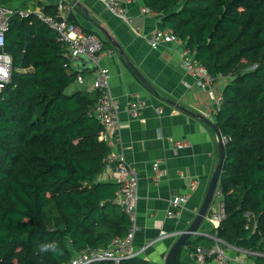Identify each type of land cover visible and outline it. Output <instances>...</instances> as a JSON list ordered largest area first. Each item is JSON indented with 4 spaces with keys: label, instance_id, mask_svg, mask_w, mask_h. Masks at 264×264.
<instances>
[{
    "label": "trees",
    "instance_id": "trees-1",
    "mask_svg": "<svg viewBox=\"0 0 264 264\" xmlns=\"http://www.w3.org/2000/svg\"><path fill=\"white\" fill-rule=\"evenodd\" d=\"M34 1L56 12L55 4ZM140 1L161 14L213 79L225 78L214 124L229 137L217 183L226 218L211 230L264 264L256 254L264 253V0ZM4 49L13 69L12 84L0 93V264H66L130 226L114 201L118 183L99 179L110 153L91 113L99 92H66L89 68H71L66 43L33 11L10 18ZM246 212L253 215L248 227ZM200 237L185 245L194 250ZM51 242L60 251H39ZM179 253L173 264H182ZM119 264L152 263L136 255Z\"/></svg>",
    "mask_w": 264,
    "mask_h": 264
},
{
    "label": "crops",
    "instance_id": "crops-1",
    "mask_svg": "<svg viewBox=\"0 0 264 264\" xmlns=\"http://www.w3.org/2000/svg\"><path fill=\"white\" fill-rule=\"evenodd\" d=\"M57 1L40 0L49 4ZM69 1L74 3L70 14L78 23L94 32L102 33L99 29L102 27L119 44L118 48L107 41L100 60L109 69L110 92L119 111L118 124L108 129V144L111 154H123L137 172V228L133 238V246L139 250L137 255L152 264H164L175 240L192 224L217 164V134L197 114L215 122L213 115L203 112L214 106L213 96L222 93L225 78H214L210 86L201 89L197 78L181 66L176 44L163 42L151 48L150 33L164 26L161 14L141 12L144 4L140 0L124 3L129 22L110 14L98 0ZM0 4L33 12L39 5L34 0H0ZM100 37L105 39L104 35ZM110 49L113 52L106 53ZM129 63L150 82L156 93L139 80ZM87 70L83 75L85 85L92 79V72ZM85 85L74 82L66 92L83 90ZM70 86L73 88L67 91ZM135 97L143 103L138 113L132 115L130 99ZM157 106L162 110L160 113L155 110ZM169 137L185 140L187 145L175 151ZM156 160H160L166 170L163 176H155L153 163ZM99 179L117 182L115 166L104 169ZM192 179L196 180V185L183 209L176 216H167L169 198L183 193ZM211 228L213 226L204 219L198 234L191 237L202 236L194 246H211L213 240L206 236V233H216ZM223 245L232 256L254 262L253 253L224 241ZM193 251L187 245L180 249L182 264H199ZM204 264L217 263L207 258Z\"/></svg>",
    "mask_w": 264,
    "mask_h": 264
},
{
    "label": "built area",
    "instance_id": "built-area-1",
    "mask_svg": "<svg viewBox=\"0 0 264 264\" xmlns=\"http://www.w3.org/2000/svg\"><path fill=\"white\" fill-rule=\"evenodd\" d=\"M103 8L113 16L120 18L126 22L130 21L127 15V8L125 2H132L134 0H98ZM56 12L54 14H47L43 11V5L39 4L34 11L36 16L46 23L55 32V38L59 42L66 43V51L64 56L68 58L71 68H76L77 63L83 61L86 57L91 61L89 70L92 72V79L90 84L85 85V79L82 74H77L75 82L85 85L84 88L88 91L97 90L99 95L96 102L91 109L92 115L102 124L104 128V140L108 142V129L116 126L119 121L118 105L115 97L110 92V72L109 69L102 65L101 53L103 51V41L95 33H88L81 29L80 26L73 23L69 19L70 12L74 3L69 0H58L56 2ZM29 11L21 8H13L7 5L0 4V93L12 84V57L4 49V35L9 27L10 18L14 14L25 16ZM141 12L152 13L153 11L142 5ZM163 42H170L176 44L178 48V55L181 66L188 71L192 76L197 78V86L201 89L210 86L213 77L208 73L206 67L195 57V53L186 46L185 41L179 38L170 28L162 27L154 29L149 36V44L151 48H157ZM110 49L106 53H112ZM223 100L221 93L213 96L214 106L207 107L203 114L213 115L217 114L220 104ZM143 101L139 98L130 99V110L132 115L138 113V109L142 106ZM156 112L160 113L162 110L159 106L155 107ZM209 119V117H208ZM211 120V119H210ZM173 146V150L178 151L187 145V141L182 139L168 138ZM228 136H222V143L228 141ZM105 169L115 166L117 175L118 189L114 201L119 205L121 210L128 216L130 226L127 233L122 236H116L111 239L109 244L105 247H90L83 248L77 251L66 264H92L97 261L110 260L114 264L126 258H131L139 253L133 246V238L137 228L136 225V202H137V188L138 176L135 168L128 164L123 154L113 155L109 153L106 158ZM153 171L155 176H163L166 173L165 168L161 166V161L156 160L153 163ZM196 180L192 179L187 184V188L183 193L173 195L169 198V207L166 210V215L169 217L176 216L178 212L183 209L184 204L189 199L193 189L195 188ZM247 218L246 227L253 219V215L249 212L245 213ZM226 212L224 208V201L220 189L217 187L213 194V199L205 215L207 220L214 229H217L221 222L225 220ZM256 227V222L252 224ZM213 242L211 246L202 247L196 246L193 254L199 264H204L207 258H213L217 264H255L248 258H237L229 253L226 246L223 245L216 233H206ZM253 253V252H250ZM254 254V253H253ZM256 254L264 256V253L256 252Z\"/></svg>",
    "mask_w": 264,
    "mask_h": 264
},
{
    "label": "water",
    "instance_id": "water-1",
    "mask_svg": "<svg viewBox=\"0 0 264 264\" xmlns=\"http://www.w3.org/2000/svg\"><path fill=\"white\" fill-rule=\"evenodd\" d=\"M99 29L101 30L102 34L105 36V39L107 41H109L111 44H113L119 48V44L115 40H113V38L110 35H108V33L102 27H99ZM90 65H91V61L88 58L84 57L83 61L77 63L76 66H77V68L82 69V68H90ZM129 66L133 70L134 74L139 78V80L141 82H143L150 90H152L153 92L156 93L155 88L137 70V68L135 66H133L131 63H129ZM177 106L182 108L179 104H177ZM197 115H198V117L202 118L207 124H209L210 126H212L214 128V130L217 134L218 143H219V156H218L216 167H215V169L212 173V176L210 178V181L208 183L207 190H206V193L204 195L203 201H202V203L198 209V212H197L192 224L189 227H187L185 230H183L182 233L175 240L172 247L170 248V250L167 253L164 264H173V259H174L175 255L185 245L186 240L191 238L193 235L198 234V227L201 224V222L205 219V215L208 211V208H209L211 201H212V198H213L214 191L217 187L218 178L220 175L221 166H222L223 159H224V150H223V143L221 140V134L216 129L214 122L208 118L203 117L200 114H197Z\"/></svg>",
    "mask_w": 264,
    "mask_h": 264
},
{
    "label": "clouds",
    "instance_id": "clouds-1",
    "mask_svg": "<svg viewBox=\"0 0 264 264\" xmlns=\"http://www.w3.org/2000/svg\"><path fill=\"white\" fill-rule=\"evenodd\" d=\"M38 247L41 253L52 252L53 254H56L58 251H60L58 244L55 242L42 243Z\"/></svg>",
    "mask_w": 264,
    "mask_h": 264
},
{
    "label": "rangeland",
    "instance_id": "rangeland-1",
    "mask_svg": "<svg viewBox=\"0 0 264 264\" xmlns=\"http://www.w3.org/2000/svg\"><path fill=\"white\" fill-rule=\"evenodd\" d=\"M95 33L99 34L100 36H103V34H102V33H100L99 31H98V32H96V31H95ZM100 36H99V37H100ZM70 88H73V86H70V87L67 89V91H69V90H70ZM200 241H202V240H200Z\"/></svg>",
    "mask_w": 264,
    "mask_h": 264
},
{
    "label": "bare ground",
    "instance_id": "bare-ground-1",
    "mask_svg": "<svg viewBox=\"0 0 264 264\" xmlns=\"http://www.w3.org/2000/svg\"><path fill=\"white\" fill-rule=\"evenodd\" d=\"M213 81H214V80H213ZM217 187H218V185H217ZM217 187H216V188H217ZM212 199H213V198H212ZM181 233H182V232H181ZM181 233H180V234H181Z\"/></svg>",
    "mask_w": 264,
    "mask_h": 264
}]
</instances>
